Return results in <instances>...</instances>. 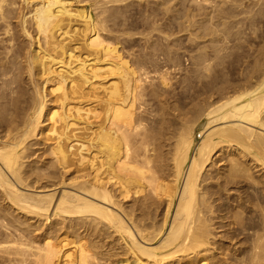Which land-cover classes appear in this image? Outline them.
Masks as SVG:
<instances>
[{
  "label": "bare ground",
  "instance_id": "obj_1",
  "mask_svg": "<svg viewBox=\"0 0 264 264\" xmlns=\"http://www.w3.org/2000/svg\"><path fill=\"white\" fill-rule=\"evenodd\" d=\"M128 1L0 0V264H264V0Z\"/></svg>",
  "mask_w": 264,
  "mask_h": 264
},
{
  "label": "rangeland",
  "instance_id": "obj_2",
  "mask_svg": "<svg viewBox=\"0 0 264 264\" xmlns=\"http://www.w3.org/2000/svg\"><path fill=\"white\" fill-rule=\"evenodd\" d=\"M155 1V0H145V1H142L140 4L137 3V4H133L132 6H129L127 11V17H126V22H124V25H134V27H139V26H143V25H147L145 20H144V16L147 14L146 12L150 11L151 8L153 5H152V2ZM134 2V0H129L127 3H132ZM160 13V11H159ZM158 26H165V23H166V19L165 17H162V14H160V17H158ZM122 21V18H120L116 24H110L111 26H115L114 28L116 29H120L122 27H117L116 25H119V24H122L123 22ZM118 23V24H117ZM155 37H158V36H155ZM142 37L136 35V36H133V40L132 42L134 44H141L142 43V40H140ZM183 39V38H182ZM136 50V48H135ZM58 192V190H57ZM50 193V192H48Z\"/></svg>",
  "mask_w": 264,
  "mask_h": 264
}]
</instances>
